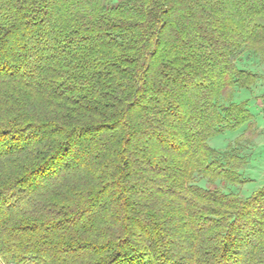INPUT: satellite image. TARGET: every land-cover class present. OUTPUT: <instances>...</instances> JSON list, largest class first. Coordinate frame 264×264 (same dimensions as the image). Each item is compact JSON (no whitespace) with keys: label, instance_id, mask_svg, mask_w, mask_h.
<instances>
[{"label":"trees","instance_id":"obj_1","mask_svg":"<svg viewBox=\"0 0 264 264\" xmlns=\"http://www.w3.org/2000/svg\"><path fill=\"white\" fill-rule=\"evenodd\" d=\"M244 54L264 0H0V264H264V187L208 145Z\"/></svg>","mask_w":264,"mask_h":264},{"label":"rangeland","instance_id":"obj_2","mask_svg":"<svg viewBox=\"0 0 264 264\" xmlns=\"http://www.w3.org/2000/svg\"><path fill=\"white\" fill-rule=\"evenodd\" d=\"M237 66L241 69L252 71L261 77L264 75V64L256 57H248L247 54H244L237 62ZM263 97L264 88L261 90H255L251 87L249 90H236L232 101L235 104L244 103L250 110L253 121L264 126V113L262 108L257 105V100L260 98L262 99ZM238 130H226L221 134L215 135L208 140V145L215 151L225 152L229 155L230 150L232 149L234 150V154L240 158H243L246 164L243 166L242 170L239 171V173L241 174L242 178L247 181V183L236 188H228L225 186L222 188L235 190L242 197L246 198L252 195L259 188L264 187V131L262 133L261 140H259L257 144L254 145L249 143L245 144V142L240 144L241 140H239V138L241 135L237 132ZM249 146L252 148H249ZM235 151H238L245 156H241L240 153H236ZM245 167L248 168L246 174L243 172ZM198 184L201 187L207 186L206 181H200Z\"/></svg>","mask_w":264,"mask_h":264},{"label":"crops","instance_id":"obj_3","mask_svg":"<svg viewBox=\"0 0 264 264\" xmlns=\"http://www.w3.org/2000/svg\"><path fill=\"white\" fill-rule=\"evenodd\" d=\"M252 88L255 89V90H258V89L261 90V89L264 88V75H263V77L258 75V79H257L255 85ZM263 104H264V97L262 99L260 98V99L257 100V105L262 108L263 113H264ZM246 109L250 113V110L247 107H246ZM250 115H251L250 121L248 123H246L245 125H243V127L237 131L241 135L240 138H239V140H241L240 144L242 142H245V144L249 143V144H254L255 145V144H257V142L259 140H261V136H262V133L264 131V128H263L264 126L254 122L253 119H252V114L251 113H250ZM247 141H249V142H247ZM249 148H252V147L249 146ZM235 152L236 153H240L238 151H235ZM240 154H241V156H245L242 153H240ZM248 159H247V162H248ZM247 169L248 168L245 167L244 170H243V172L245 174L247 172Z\"/></svg>","mask_w":264,"mask_h":264},{"label":"built area","instance_id":"obj_4","mask_svg":"<svg viewBox=\"0 0 264 264\" xmlns=\"http://www.w3.org/2000/svg\"><path fill=\"white\" fill-rule=\"evenodd\" d=\"M263 106H264V104H263Z\"/></svg>","mask_w":264,"mask_h":264}]
</instances>
